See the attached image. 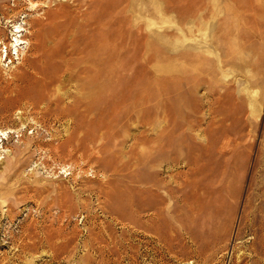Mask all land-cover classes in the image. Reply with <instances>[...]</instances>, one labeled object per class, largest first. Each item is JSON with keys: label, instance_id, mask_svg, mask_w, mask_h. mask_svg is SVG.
<instances>
[{"label": "rangeland", "instance_id": "1", "mask_svg": "<svg viewBox=\"0 0 264 264\" xmlns=\"http://www.w3.org/2000/svg\"><path fill=\"white\" fill-rule=\"evenodd\" d=\"M1 131L0 264H264V0H0Z\"/></svg>", "mask_w": 264, "mask_h": 264}, {"label": "bare ground", "instance_id": "2", "mask_svg": "<svg viewBox=\"0 0 264 264\" xmlns=\"http://www.w3.org/2000/svg\"><path fill=\"white\" fill-rule=\"evenodd\" d=\"M51 1V0H50ZM46 11H48V10H46ZM101 11V10H100ZM47 13V12H46ZM5 14V13H4ZM7 19H9V18H11L10 17V14H8V13H6L5 15H4ZM48 17V16H47ZM56 19V18H55ZM52 20V19H51ZM50 23H52V22H50ZM31 24V23H30ZM34 24V23H33ZM55 24V23H54ZM56 24H57V22H56ZM41 25H42V22H41V20L39 21V20H37L36 21V44L35 45H30V50H33V51H35L36 50V56H38V53H39V50H40V46L41 45H39V43L41 42L40 41V38H41V35H40V33H42L41 31H42V28H41ZM17 29H18V32H20V29H21V27L19 26V27H17ZM94 30V29H93ZM22 31V30H21ZM34 35V34H33ZM43 37H44V35H43ZM86 41V40H85ZM38 42V43H37ZM93 42V41H92ZM20 43V40H19V38L18 37H16V40H15V48L17 47V45ZM35 43V42H34ZM93 44V43H92ZM12 45H13V42H12ZM102 45V44H101ZM56 49V48H55ZM113 49V48H112ZM45 50V49H44ZM52 51V50H51ZM58 52V51H57ZM52 53V52H51ZM89 53V52H88ZM58 54V53H57ZM61 54V53H60ZM90 56H91V54H90ZM53 57V56H52ZM95 57V56H94ZM59 58V57H58ZM95 59V58H94ZM38 60V59H37ZM64 62H66V61H64ZM114 62H115V60H114ZM66 64H67V62H66ZM82 65V64H81ZM68 66V65H67ZM84 66V65H83ZM49 68V67H48ZM66 68V67H65ZM69 70H70V68H68ZM51 70V69H50ZM67 70V69H66ZM65 70V71H66ZM80 70V69H79ZM91 70V69H90ZM92 71V70H91ZM69 72V71H68ZM102 72V71H101ZM103 74V73H102ZM63 75V74H62ZM72 76V75H71ZM76 76H78V75H76ZM101 76V75H100ZM70 77V76H69ZM102 77H104V75H102ZM97 78V77H96ZM103 79H106V78H103ZM93 80V79H92ZM53 82H54V80H53ZM63 82V81H62ZM88 82V81H87ZM72 83V82H71ZM90 88L91 89H89V95L92 97V99L91 100H86V99H83L82 97L83 96H81V97H79L78 99H77V101L81 104V106L84 108V109H86L87 111H89L90 109H91V111L92 112H94L93 114H96L95 112L98 110V100H99V97L101 96V85H102V82H101V80L99 79V76H98V80H95L94 82H90ZM85 86V85H84ZM89 86V85H88ZM87 86V88H89ZM83 88H85V87H83ZM85 90V89H84ZM88 95V94H87ZM85 97H87V96H85ZM69 100V99H68ZM125 103V102H124ZM65 104V103H64ZM64 111V110H63ZM88 113V112H87ZM81 114V113H80ZM67 115V114H66ZM72 116H73V114H71ZM87 115V114H86ZM99 115H101V113L99 114ZM107 115V114H106ZM72 116H71V118H72ZM87 120V119H86ZM89 121V120H88ZM0 134H3V135H5L2 131L0 132ZM164 201V200H163ZM181 205V204H180ZM147 208H144V207H139V206H137L136 207V209H135V214L136 215H138V214H141L142 212H147ZM155 213V212H154ZM150 216V215H149ZM156 216L157 215H155V216H152V218H150V220H153L154 218H156ZM148 219V218H147Z\"/></svg>", "mask_w": 264, "mask_h": 264}]
</instances>
